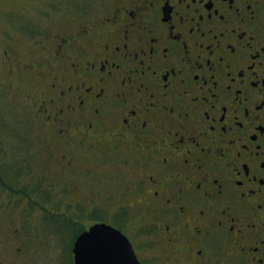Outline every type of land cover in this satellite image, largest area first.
<instances>
[{"label": "flooded vegetation", "instance_id": "obj_1", "mask_svg": "<svg viewBox=\"0 0 264 264\" xmlns=\"http://www.w3.org/2000/svg\"><path fill=\"white\" fill-rule=\"evenodd\" d=\"M86 1L62 5L43 58L21 63L4 45V61L41 84L27 98L43 163L34 175L28 159L24 175L65 198L74 177L97 196L98 179L113 188L102 206L41 207L107 210L75 240L107 223L139 264H264V0ZM11 225L0 264H36Z\"/></svg>", "mask_w": 264, "mask_h": 264}, {"label": "rangeland", "instance_id": "obj_2", "mask_svg": "<svg viewBox=\"0 0 264 264\" xmlns=\"http://www.w3.org/2000/svg\"><path fill=\"white\" fill-rule=\"evenodd\" d=\"M63 4L73 9L88 5L86 0H0V225L6 228L13 224L26 232L30 250L38 254L36 264H57L53 261L56 258L62 264H69L75 237L82 225L92 223L93 219L112 218L110 212L103 209H94L89 216L84 213L79 216L71 209L69 212H63L64 209L48 212L41 207L60 208L71 202H76L72 206L79 208L102 206L113 189L104 178L98 179L105 183L98 182L103 192L97 196L93 186L97 182L74 177L75 195L65 198L57 193L58 187L56 190L47 187L37 178L24 175L23 171L30 158L34 175H38L43 163L46 130L27 98L28 94L38 92L41 84L36 76L26 78L14 62L4 61V45L20 53L21 63L43 58L46 54L44 41L62 29ZM93 166L99 172L110 168ZM32 185L35 191L29 195L26 191H32ZM37 186L44 189L42 193Z\"/></svg>", "mask_w": 264, "mask_h": 264}, {"label": "water", "instance_id": "obj_3", "mask_svg": "<svg viewBox=\"0 0 264 264\" xmlns=\"http://www.w3.org/2000/svg\"><path fill=\"white\" fill-rule=\"evenodd\" d=\"M75 264H139L129 239L107 223H96L78 235Z\"/></svg>", "mask_w": 264, "mask_h": 264}, {"label": "trees", "instance_id": "obj_4", "mask_svg": "<svg viewBox=\"0 0 264 264\" xmlns=\"http://www.w3.org/2000/svg\"><path fill=\"white\" fill-rule=\"evenodd\" d=\"M1 180H2V175L0 174V181H1ZM1 182H2V181H1ZM81 230H82V229H81ZM81 230H80V231H81Z\"/></svg>", "mask_w": 264, "mask_h": 264}]
</instances>
